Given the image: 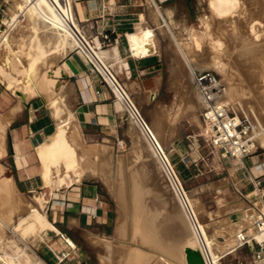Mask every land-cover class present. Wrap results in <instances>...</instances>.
<instances>
[{
    "label": "bare ground",
    "instance_id": "bare-ground-1",
    "mask_svg": "<svg viewBox=\"0 0 264 264\" xmlns=\"http://www.w3.org/2000/svg\"><path fill=\"white\" fill-rule=\"evenodd\" d=\"M12 1L15 3L14 8L18 12V14L16 15L14 14L11 17L10 25L14 26L16 23H18V19L22 17L23 21L25 22L24 26L28 31L27 34L28 37L27 35L25 36L27 37L28 40L25 41V44L23 42L22 43L28 48H32L33 50L34 49L36 50L37 48L38 51L36 50L37 51L36 52L34 50L35 51L34 55H31L27 52L30 57L27 54L26 58L28 57L29 60L24 66L23 71L17 74L15 73L14 61L15 60L18 61V59L13 58L14 59L13 60L11 57L13 56L11 55L13 54V52L14 54H16L15 51L17 50V48L15 47L14 44L16 40L14 41L13 38L14 36L9 37V39L6 38L5 40H7V43L6 42H5L6 44L4 43L5 48L2 50V52H0V83L6 86V88L10 90L15 95V98H17L18 100L27 101L35 93L37 92L41 93L43 90H45L48 87V85L53 83L51 82L49 75H50V71L52 70V65H53L52 60L56 58V56H58L59 52L63 50L64 53L66 54L69 49L76 47L80 48L83 51V53L89 58V60L98 68V70L100 71V73L103 75L106 82L110 86L114 96L118 99L120 106L129 114L130 119L132 121V123L130 124H133V127L131 126V128H133L132 130H135L137 132L136 135H134L133 143H132L134 145V152L136 153L140 152L142 154L141 156H143L141 159L148 158L152 162L151 163L149 161L150 163H147L144 161L143 163L142 160L141 161L142 166L138 164V167L140 166L141 168L135 167L137 168V170L132 171V173H130L131 174L130 179L128 178L129 176L127 177L128 180H130L131 182V183L129 182L131 186L128 184L130 186V189H128L129 192L131 190V193H129L130 194L129 197L131 200L130 203L128 200V194L126 193L127 189L125 188L126 187L125 184L127 182L124 184L125 181L123 182L122 180L123 178L120 177L122 175L121 173L122 166L121 167L119 166L120 169L118 172L120 176L117 180L115 187L112 186L110 177L108 176L109 175L108 156L106 157L105 155H103L101 158H98L99 160L97 164H95L96 165L95 169L93 167L95 174L98 175L101 178V180L105 181L109 185V187L113 189L115 198L117 200V204L120 208L119 210L123 212L122 215L124 214L123 215L124 219L122 218L123 219L122 223L119 222L120 224L117 226L116 229V237L117 239L119 238L120 242L116 244L117 246H115V249L113 251L110 249L111 252H114V254L118 256V260L116 259L117 261L114 260L116 261V263L115 262L112 263L110 262L109 259H106L104 257L100 260L101 264H187L184 253L186 248H191L200 251L205 264H219V263L221 264L220 256L224 254L229 248L233 247L234 245L233 235H235L236 232L243 226V221L240 220L239 222H237L236 226L231 224L235 226L233 227L234 229L232 228L229 230H224L220 228V230H217L216 228V231L213 230V232H211L208 225L201 224L200 222H198L199 220L198 221L196 220V215H199L200 211L197 207H195L196 204L193 201H191L184 192L182 185L170 164L169 156L165 154L164 149L162 147L161 144L162 140L160 141L161 138H159L162 137V135L160 136L158 135L159 129L161 130L162 126L157 122H152L150 126L141 118L137 108L131 102L127 93L124 91L120 83L106 67L105 61L101 56L99 49L89 44V41L87 40L83 31L74 21L71 12L70 1L69 0H12ZM243 6L244 4L241 0H209L208 9L210 11L211 16L210 18H207L204 22L206 24L205 25L206 27L204 25L203 26L207 30V32L204 35H199L194 31L191 32L190 34L191 44L187 45V44H183L172 34V38L176 45L177 53L180 57L179 60L181 64L180 69H182L181 72L183 78L184 79L186 78L185 81L187 82L185 93L183 92L184 95L183 100L181 99L182 100L181 110L183 112L192 114L194 117H196L198 110L199 109L201 110L199 98L196 95L191 83L192 74L200 73L210 69L215 70L221 75L222 77L221 83L225 84L226 86L225 96L223 99L224 104L227 106H232L234 110H239L238 108H240L241 104L237 103V101L235 100L233 95L234 88L232 89L231 87L232 86L231 83L234 79V75L229 71V68L231 67L229 68L227 67L228 64L227 61L230 60L229 55L227 56L229 50L227 48L228 45L227 42L223 41L222 36L219 35L217 28H219L220 25L223 26L225 24H231V23L234 24V22H237L238 18H240L244 13ZM5 21L6 20H3V25H5L4 24ZM248 22L249 21H247V23ZM217 23L219 24V26H217ZM256 26L257 25H255V27ZM10 28L11 27H9V29L5 32L4 38L9 35L8 34L9 31H11ZM77 33H79L81 37H79ZM246 36L244 38L242 34L234 33L232 35L233 38H231V42H230L232 43L231 48L233 45L238 47L236 57L239 59L247 58V57L251 58V56L255 55L257 51L255 48L256 43L255 44L253 43L254 40L252 41V38H246ZM19 38L21 39L20 36ZM206 38L212 41L213 44L212 45L209 44ZM2 42L3 40H0V46L2 45L1 44ZM154 43H155L154 36L149 33H145L141 37V44L135 47L134 53L141 56L145 54L148 55L152 54L154 52ZM259 43L260 42H258V44ZM42 60H45V62L47 63V68L44 71L39 70L40 64L43 63L41 62ZM16 64L18 65L17 62ZM20 66L22 67V65ZM228 66L231 65L229 64ZM58 73L59 71L56 74L58 75ZM179 76H181L179 75V72L174 71L173 82L177 83L180 80ZM254 78L264 79V76L256 74L254 75ZM263 81L262 83L264 84ZM50 101L52 100L50 99ZM57 109L58 108H56L55 111ZM249 112L250 113L253 112V114H255L253 116H255L256 120L262 127L264 134V118H259L256 115V112H254L253 110ZM57 119L59 121L58 122L59 128L61 130L59 133V137L51 139V141L49 142L46 148V151L44 152V157L50 163V166L55 167L59 165L58 179L62 181V183L64 182V184L66 185L64 179H67L72 183H78L82 181L88 173H91L90 170L92 167H90L91 165L90 162L88 160L86 161L85 159L84 162L81 163L82 164L81 166L80 161L78 159V153L76 147L78 142L75 145L76 135H78L76 126L74 124H71L70 123L71 121L69 120L61 121L58 117ZM4 120L0 119V152L2 150V136L4 134L3 133L4 128L7 124L6 122H4ZM169 120H171V118ZM208 130L209 128L208 126H206L205 134L208 133ZM258 144L264 147V136L258 139ZM57 146L61 147L62 150L66 151L65 152L66 156L65 158L62 159L60 158L61 161L59 160V158H57V156L56 157L54 156L55 148ZM132 155L136 156V154L134 153H132ZM81 157L88 158L87 154H84V152H83V156ZM137 158L139 159V157ZM134 159L132 161H134ZM119 161L121 162L120 159ZM137 162L139 163V161ZM132 166L134 168V164ZM155 168H157L158 171L159 170L162 171L165 174L166 178L168 179L167 181L170 183V187L172 188V192L174 193V202L173 205L171 204L172 206L168 205L167 203L168 200L167 202H165L166 201L165 199H164L165 201L161 200L165 196L161 198L162 193L159 191L160 186L159 188L156 187V189H158L157 191L154 190L151 191L152 189H150L149 191V188H147V185H149L147 184V181L149 182V180L151 181V179L155 180V177H157L158 176L157 174H159V172L156 174L157 170ZM2 173L3 170L0 168V253L1 252L3 253V255L0 254V264H14L16 258H12L10 257V254L7 255V253L4 252L5 246L7 247L6 243L4 242L8 240L7 233L11 232L10 226H11L12 212H14L13 208L16 202V192H15L16 187L14 188L11 179L3 178ZM123 176L125 175H122V177ZM160 176L163 177L162 174H160ZM48 177L50 178L51 182L52 181L54 182L56 180V174L54 172H50ZM125 180L127 181V179ZM152 183L155 184L154 181H152ZM164 188H166L165 185ZM49 189L51 190L52 188ZM52 191L53 190L48 192L51 194ZM158 192H160L161 196H158ZM150 193H153L154 195V196L152 195L153 201L155 200L163 204L167 203V206L171 208V209L168 208L170 209L169 214L166 210L167 212L166 215H168L167 218L169 217L170 221L174 225L176 231V237H171L167 235L165 228L161 229L162 224L165 223L166 221L165 219L166 217L160 215L162 214L161 212H159L160 214H158L157 213L158 210L156 209L153 210L151 206L147 204L148 199H146V196ZM22 201L18 196L17 197L18 206H16V210L17 208L23 206ZM129 204L131 207H129ZM236 204L238 205V203ZM240 204L241 203H239V205L236 207H231L230 209L232 212H241L242 214H244V217H246L248 215V213L246 212L247 205L245 204L246 206L245 209L244 204L243 205ZM217 236H223L228 239L232 238V240L224 246L217 241ZM136 237H138L139 239L138 240L139 244L141 243L145 245L147 247L145 249L147 250L132 249L131 246L128 247L125 246L124 244L125 241L126 242L131 241ZM105 242L108 243L107 241ZM154 243L155 244L157 243L159 245V248L154 247L155 246ZM107 245H109V243ZM105 248L107 249L108 247Z\"/></svg>",
    "mask_w": 264,
    "mask_h": 264
},
{
    "label": "rangeland",
    "instance_id": "rangeland-1",
    "mask_svg": "<svg viewBox=\"0 0 264 264\" xmlns=\"http://www.w3.org/2000/svg\"><path fill=\"white\" fill-rule=\"evenodd\" d=\"M0 1L4 5V8H3L4 12L2 15H0V40H3V42L1 43L2 45L0 46V52H2V50L5 48L4 47L5 44L7 43V40L5 39L6 38L9 39V37L14 36L13 37L14 41L16 40L14 44H15V47L17 48L15 52L17 55L14 54L13 52V54H11L13 56L11 57L12 59L13 58L18 59V61L17 60L14 61V65H15L14 67H15V73L19 74L23 71L24 66L29 60L28 57L26 58L27 54L29 53L31 55H34L37 48L36 50L34 49L35 50L34 51L32 48H28L27 46L24 45L25 41L28 40L27 39L28 31L24 26L25 22L23 21L22 17L18 19V23H16L14 26L10 25L11 17L14 14L15 15L18 14L16 9L14 8L15 3L12 0H0ZM208 1L209 0H191L192 6L194 9V19L191 23L192 30L188 32L187 34H185V36H175L183 44H187V45L191 44V39H190L191 32L194 31L195 33L199 35H204L207 32L205 28L206 24L204 22L207 18H210L211 16L210 11L208 9ZM241 1L244 4L243 6L244 13L240 17L241 19L238 18V21L240 20L241 21L234 22V24L233 23L225 24L223 26L222 25L219 26V24L217 23V26H219V28L217 29H218L219 35L222 36L223 41L227 42V45H228L227 48L229 49L227 56L229 55L230 60L227 61L228 63L227 67L228 68L231 67L229 68V71L234 75V79H233L234 82L232 81L231 87L232 89L234 88L233 95H234L235 100L237 101V103L241 104L240 108H238L239 110H235L237 115L239 117H246V116L252 117L255 114H253V112L250 113L249 111L253 110L254 112H256V115L259 118H264V109H262L264 108V84L262 83L264 79L254 78V75L256 74L264 76V33H263L264 32V11H263L264 10V5H263L264 0H241ZM255 14H256V17H255ZM3 20H6L4 22L5 25H3ZM247 21L249 22L247 23ZM255 25L257 26L255 27ZM9 27H11L10 28L11 31H9L8 33L9 35L4 38L5 32L9 29ZM248 28H249V31H248ZM147 32L154 36V42H155L154 52L156 51V53L161 57L163 66L166 71L167 80L172 79V82L174 81L173 80L174 71H178L179 75H181L179 76L180 80L176 84L177 87L172 86V89L177 94V97H178L177 101L170 104L172 106V111H171L172 116H173L172 121L175 122L176 124L175 127L177 129L174 136L177 142L181 145V149H177L176 146L172 147L171 149H167V153L169 154L170 164L176 176L178 177L187 197L196 204L195 207H197L200 211L199 215H196V220L197 221L199 220L198 222H200L201 224L208 225L211 232H213V230L216 231V228L217 230H220V228L224 230L232 229L233 227L236 226L237 222L240 221L242 213L232 212L230 208L236 207L239 205V203H241L240 205L244 204V208L246 209V206H245L246 202H244L240 198L239 193L236 190L235 185H234L236 184V178L232 177V179H230V177H228L227 172L225 170V164H224L225 161L221 157V152L213 148L212 145L210 144V141L207 138V134H205L206 126L202 121L200 109L198 110L196 117H194L192 114L185 113L181 110L182 100L184 97L183 92L185 93L187 82L185 81L186 78L185 79L183 78V75L181 72L182 69H180L181 68V64L179 61L180 57L177 53L176 45L172 38L173 33L168 34V32L162 31L160 32V34L154 35V33H151L147 29H142L140 25L137 24L135 26V31L133 33L128 34L129 37H131V40L129 41L131 45H135L139 43V38H135V36H137L138 34L147 33ZM228 33L230 36L228 35ZM234 33L242 34L244 38L247 35L246 38H252V41L254 40L253 43L254 44L256 43L255 48L257 50L255 55H252L251 58L247 57V58L239 59L236 57L238 47L233 45L231 48L232 43H230L231 38H233L232 35ZM26 35L27 37H25ZM19 36L21 37V39L19 38ZM255 37L257 38V41ZM17 40H19L20 42ZM206 40L209 44L211 45L213 44V42L210 41L208 38H206ZM258 42H260L259 44H261L262 46L259 45ZM18 43H21V44H18ZM16 44L17 46L18 45L19 46L17 47ZM72 49H69V50H72ZM105 49L107 48H103L102 50H105ZM59 54L64 55L65 53L63 50H61ZM131 55L134 56L133 54ZM16 62L18 63V65L16 64ZM41 62L43 63L40 64L39 70L44 71L47 68V63L45 62V60H42ZM251 62H254V63H251ZM106 63L110 66L112 74L115 76V78L120 83L124 91L127 93L131 102L137 108L141 118L145 122H148V123H151L152 120H155V118L147 119L145 116L144 110L140 108L137 87H135L129 82L123 81L122 76L118 77L115 72L116 70L118 71V69L113 68L112 66L113 63H109V60H106ZM229 64L231 66H228ZM254 64H255V67H254ZM20 65H22V67ZM207 71L214 74L220 81H222V77L218 72L212 69L207 70ZM223 85L225 86V84ZM5 89L7 90V94L10 97L12 98L15 97V95L10 90H8L6 86H5ZM225 89H226V86H225ZM109 93L111 94L113 100L117 103L116 109H117L118 114H117V121H116L114 130L105 137H97L96 139H89L85 137L84 135L80 134L77 128L78 135H76V141H75V145L78 142L76 147H77L78 159L80 161V164L83 163L85 159L86 161L88 160L90 162L91 164L90 167H92L90 170L91 173H88L87 175L93 176V177H86L87 176L86 175L84 179L97 181L100 184L107 200L111 203L112 208L114 210V216H115L114 224L109 234L101 238L89 236L88 240L87 238L82 239V245L79 248L74 247V249L75 248L76 249L69 252L67 250H63L64 246L60 244L58 241L59 236L58 238L54 237L55 232H52L49 230L40 231L45 228L46 221H47L45 213H46V202L48 198L46 196L50 194L49 192L51 190H53L51 192L52 194L54 190H57L59 188L73 184L67 179H64L66 185L64 184V182L62 183V181L58 179L59 165L55 167L50 166V163L44 157V152L46 151V148L49 142L51 141V139L59 137V133L61 130L60 128H58L56 129L53 135H51L45 140L42 147H40L37 151L39 153V160L42 165L41 181L43 185V190L39 191L38 193L29 194L27 192L22 191L19 188L16 178L13 177V170L11 168L9 158H7L4 150L0 152V168L3 170L2 177L11 179L14 185V188L16 187L15 188L16 189L15 190L16 202L13 208L14 212H12V219H11V226H10L11 232L7 233L8 240L4 242L7 245V247L5 246L4 248V252L7 253V255L10 254V257L12 258H16L15 262L16 261L17 262L16 263L14 262V264H84L82 263L83 260L85 261V264H101L100 260L104 257L106 259H109L110 262L112 263L114 262L116 263V261L118 260V256L114 254V252H111V250L113 251L115 249V246H117L116 244L120 242L119 238L117 239L116 237V229H117V226L120 223H122V220L124 219V216H123L124 214L122 215L123 212L119 210L120 208L117 204V200L115 198L113 189L109 187V185L105 181L101 180V178L98 175L95 174L94 172V169L96 167L95 164H97L99 160L98 158H101L103 155H105L106 157L108 156L109 158V175L108 176L110 177L111 184L114 187L116 186L117 180L120 176L118 171L120 167L122 166L123 168L121 167V170H122L121 173L122 175H125V176L122 177L121 175L120 177L123 178L122 179L123 182L125 181L124 184L127 182L125 184L126 185L125 188L128 190L130 189V186H131L130 184L131 182L130 180H128V178L130 179L131 177L130 173H132V171L137 170V168L135 167H138V164L142 166V162L144 163L145 161L147 163H150L151 160L148 158L141 159L143 157L141 156L142 154L140 152H138L139 154L134 152V145L132 143H133L134 135H136L137 132L135 130H132L133 128H131V126L133 127V124H130L132 123V121L130 119L129 114L120 106L119 101L113 96L110 90H109ZM54 105L59 107L58 97L55 98ZM228 108L233 109L232 106H228ZM149 109L151 110L153 108H149ZM60 112H62L61 109H60ZM252 118L254 119L255 116H253ZM3 133L4 134L2 136V145L5 143L4 135L6 134L5 132ZM83 149H86V150H83ZM65 152L66 151L62 150L61 147L57 146L55 148L54 156L55 157L57 156V158H59V160L61 161V159L65 158L66 156ZM83 152L84 154H87L88 158L81 157L83 156ZM132 153L136 154V156L139 157V159L141 160H139L135 155H132ZM132 158L133 159L135 158L134 161H132L133 160ZM119 159L121 160V162L119 161ZM252 159H255L253 160L255 162H258V161L263 162L264 161V147L258 144V152L256 154V157ZM137 161H139V163ZM236 162H239V161H236ZM133 164H134V168L132 166ZM130 165L133 168V170L130 167ZM140 166L138 168H141ZM129 167L131 171L129 170ZM123 169L125 172L123 171ZM155 169L157 170V168ZM186 170L190 173V175L187 176V174L185 173ZM50 172H54L56 174V180L54 182L53 181L51 182L50 178L48 177ZM158 172L159 174H157ZM161 172L162 171L157 170L156 174L158 176L155 177V180L151 179V181L150 180L149 182L147 181V184H149L147 185V188H149V191L150 189H152L151 191L153 190L157 191L158 189H156V187L159 188L160 186L159 191L162 193V196L160 195V192H158V196H161V198L165 196L161 200L165 199L166 200V201L164 200L165 202H167L168 200L167 202L168 205L172 206L174 202V193L172 192V188L170 187V183L167 181L168 179L166 178L165 174ZM160 174H162L163 177H161ZM125 179H127V181ZM152 181H154L155 184H153ZM162 183L165 185L166 188H164V185ZM243 183L245 185L248 184L246 180H244ZM49 184H52V185H49ZM49 188H52V189L50 190ZM127 190H126V193L128 194V200L130 203L131 200L129 197L130 195L129 193H131V190L130 192L129 190L128 191ZM45 191H47V194ZM152 195L153 193H150L146 196V199H148L147 204L150 205L153 210L154 209L158 210L157 212L158 214H160L159 212H161L162 214L160 215L165 216L166 221H168V222L165 221V223H163L164 225L162 224L161 229L165 228L167 235L171 237H176V231H175L174 225L170 221V218L169 217L167 218L168 215H166L167 212L169 214V211L171 208L167 206V203L163 204L155 200L153 201L152 198L154 195L153 196ZM18 196L21 199V201L23 200L22 201L23 206L20 208H17L16 210V206H18L17 205ZM168 197L169 198L172 197L170 199H173V200H170ZM236 203H238V205ZM129 207H131L130 204H129ZM13 213H14V216H13ZM29 225H32L36 232L29 234L27 237L24 238L23 230L26 226H29ZM228 227H231V228H228ZM227 239L228 238H225L223 236H217V241L221 245H224V246L232 240V238L228 240ZM138 240H139L138 237H136L135 239L131 241H127V242L124 240L126 242V243L124 242V244L127 247L131 246L132 249L147 250L145 249L147 247L141 243L139 244ZM105 241H107L109 245H107L108 243H106ZM133 243L136 244L137 247ZM112 245H113V248H112ZM105 247H108V248L106 249ZM154 247L159 248V245L156 243ZM0 254L3 255L2 252ZM250 257H251L250 252L247 249H244L240 252H236L234 254H231L223 258L220 262L221 264H236V262L239 260L241 261L245 260L248 263L250 261Z\"/></svg>",
    "mask_w": 264,
    "mask_h": 264
},
{
    "label": "crops",
    "instance_id": "crops-1",
    "mask_svg": "<svg viewBox=\"0 0 264 264\" xmlns=\"http://www.w3.org/2000/svg\"><path fill=\"white\" fill-rule=\"evenodd\" d=\"M69 1L74 21L86 38L93 39L104 61L109 60L113 68L118 69L115 71L118 77L122 76L123 81L137 87L139 106L144 110L146 118H155L152 122L162 126L158 135H162L159 138L165 154L169 156L167 149L174 146L181 149L174 136L177 129L172 121L170 105L178 98L172 89L177 83L172 82V79L167 80L161 57L156 51L142 56L134 53L145 33L135 36L139 38V43L135 45L129 42L131 37L128 34L133 33L138 24L154 35L165 31L174 36H185L192 30L194 19L191 0ZM103 31L115 40L105 50L100 48V33ZM52 61L49 78L53 83L26 102L10 97L5 86L0 83V119H5L7 123L2 150L10 160L13 177L19 188L29 194L43 190L42 165L37 151L59 128L57 117L61 121H71L79 133L89 139L107 136L114 130L117 121V103L106 88L100 85L99 77L77 48L69 50L65 55L56 56ZM153 95L155 98L151 100ZM56 97L59 107L54 105ZM166 117L171 120L167 121ZM152 122L146 123L151 126ZM223 160L228 177L236 178V190L242 194L250 193L251 187L243 182L247 177L246 169L251 167L255 159L245 160L243 164L229 158ZM185 173L190 175L187 170ZM46 197L47 221L45 228L40 231L55 232L54 237L59 236L58 241L64 246L63 250L70 252L79 248L82 239L88 240L89 236L105 237L114 224V210L97 181L83 179L54 190ZM34 232L32 225L26 226L23 237ZM82 263L85 264V261Z\"/></svg>",
    "mask_w": 264,
    "mask_h": 264
},
{
    "label": "built area",
    "instance_id": "built-area-1",
    "mask_svg": "<svg viewBox=\"0 0 264 264\" xmlns=\"http://www.w3.org/2000/svg\"><path fill=\"white\" fill-rule=\"evenodd\" d=\"M3 8L4 5L0 1V15L4 12ZM77 34L81 37L79 33ZM100 39L101 49L109 48L115 43L106 31L100 33ZM87 40L95 47L93 39L87 38ZM76 48L99 77L100 85L113 94L98 68L80 48ZM105 64L111 72L106 61ZM192 85L201 105L202 121L209 128L207 138L212 147L221 152L223 159H233L241 164L245 160L256 157L258 139L264 136L262 127L256 118L239 117L234 109L224 104L225 86L214 74L208 71L193 73ZM154 98L153 95L151 100ZM246 176L245 180L251 187V192L238 193L240 198L246 202L248 215L244 217L242 214L240 220L243 221V226L233 236L234 245L220 258L222 260L231 254L247 249L251 254L250 261L247 263L245 260H239L236 264H264V161L252 163L251 167L246 169ZM65 243L70 246L67 241Z\"/></svg>",
    "mask_w": 264,
    "mask_h": 264
},
{
    "label": "water",
    "instance_id": "water-1",
    "mask_svg": "<svg viewBox=\"0 0 264 264\" xmlns=\"http://www.w3.org/2000/svg\"><path fill=\"white\" fill-rule=\"evenodd\" d=\"M184 253H185V259H186L187 264H205L200 251H197L191 248H186Z\"/></svg>",
    "mask_w": 264,
    "mask_h": 264
}]
</instances>
